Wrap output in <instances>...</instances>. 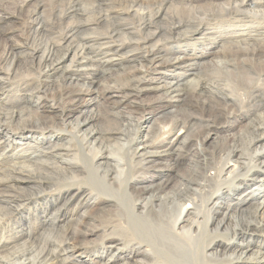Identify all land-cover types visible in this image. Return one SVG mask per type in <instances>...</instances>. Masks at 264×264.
<instances>
[{
	"label": "bare ground",
	"instance_id": "obj_1",
	"mask_svg": "<svg viewBox=\"0 0 264 264\" xmlns=\"http://www.w3.org/2000/svg\"><path fill=\"white\" fill-rule=\"evenodd\" d=\"M54 1L59 33L32 18L29 93L11 102L15 134L0 127V264H264V0ZM31 3L47 10L17 7ZM240 121L245 150L209 160L207 140ZM187 160L198 178L177 180ZM93 239L103 254L81 249Z\"/></svg>",
	"mask_w": 264,
	"mask_h": 264
},
{
	"label": "rangeland",
	"instance_id": "obj_2",
	"mask_svg": "<svg viewBox=\"0 0 264 264\" xmlns=\"http://www.w3.org/2000/svg\"><path fill=\"white\" fill-rule=\"evenodd\" d=\"M24 1L26 0H0V17L4 16V18L6 19L5 21H2V23L0 24V60L4 56V53L6 52V48L9 45H15L16 47V50L14 53V58H16V65L13 67V71L11 72L7 71V69L10 68V65H11L10 62H8L7 64L0 62L2 63L0 64V67H1V75L3 77L2 81L4 83L0 91V101H1L0 103V127L1 129L5 130L7 133L11 135L15 134L14 130L16 129V126H15L16 113L13 114V112H16L17 110H19L17 108H14L15 105L12 104L11 102H16L17 100H19V98L25 96L26 93H29L27 91V88L23 86L22 84L28 78L27 77L28 69H30V67L33 68L34 66V64L31 65V62L33 63V61L31 60L29 56V52L33 50V46L30 40L27 43V39H28L27 37L31 36L32 40L36 39V42L33 44L34 46H39L41 43L39 42L40 34H36L35 32L36 29L38 28V25L33 24L32 18L39 17L41 22L46 23L48 28L50 27L49 29L52 33H54V35H57L59 33L58 30H56L57 25L55 24V22H53L54 18L50 13L51 11H49V10H52L53 7H55L56 1L45 0L47 3L46 4L47 10L44 12H42L41 10H38L36 13H30V11L33 10L34 8L33 3H31L32 6L30 5V8L28 9L25 8L22 11H19L20 9H18L17 5ZM93 2L94 1L92 0H73V1L63 0L61 4L64 5L65 7L67 5V8L75 5L76 8L84 10L85 12H89L92 10L91 6H94V5H91ZM52 23L54 24L52 25ZM97 31H98L97 33H100V32H103L104 30L102 26H99V30ZM30 33L32 35H30ZM212 61H213V58L207 63L210 64ZM123 67L124 66L118 65L116 67H113V71L116 73H121L123 71ZM36 73H38V71ZM167 74L170 75L171 73H167ZM31 77L32 78L30 79L32 82L36 83L39 81L37 75H33ZM150 77L158 81L159 75L152 74ZM198 78L199 80L200 78L203 80H206V83L208 84V90L209 92H211L208 94V96L213 95L214 91L210 89V85H212V83L207 81L208 80L207 77L203 74L202 76H199ZM60 81L61 80L59 76L54 75L51 77V80H49V83L51 86L55 87V86L60 85L61 83ZM104 82H105V76H103L102 74H99L97 76V84L102 85ZM20 90H24V91H20ZM6 100H10V101H6ZM147 101H150V100H147ZM171 111L172 112L169 111L167 113L168 116H171L174 113L175 109ZM28 119H29V116L28 114H26V116H24L22 120H28ZM248 128H249V123H247L246 121H240L239 125L236 128H234L231 132L222 133L220 135H215L213 137H210L207 140L205 148L203 149V151L207 155V158L209 160L212 158H215L216 160L217 154L220 148L225 147V146H231V147L235 146L236 147L237 145L239 146L241 145L240 148L245 150V145L247 144L246 140L248 139L246 131ZM146 131H147V125L143 127V130L140 134V137L142 139H145ZM175 134H178V132H176ZM1 144L3 145L4 143H1ZM195 163H196L195 161H192V162H189V160L185 161L184 163L180 165L179 168H177V170L172 172V176L175 177L177 180L181 179L182 175L198 178L197 175L192 173V169H193V166L195 167ZM36 193L38 194V190L34 188L28 189L24 191V193L23 192L19 193L18 195L21 196L22 198L17 200V202H20L18 205L19 206L21 205L23 199L26 200L27 198H30V197L33 199L37 198L38 195H35ZM1 198L2 197L0 195V202L3 201V199ZM3 205L4 204H1V206ZM24 213H25V209H24V206H22L20 209L15 210L14 214L12 215H14V219L16 218L18 219L19 217L23 216ZM241 216L243 217L244 215H239L237 217V220H239ZM96 240L97 239H95V241L94 239L89 240L88 244L83 245L81 249L83 251H88L89 249L97 245L99 254L100 255L103 254L104 251L100 248V243H98L99 241H96ZM116 256H117V253H114V252L109 253L103 257L102 261L107 262L109 264L112 262V259ZM120 263L121 262H119V264Z\"/></svg>",
	"mask_w": 264,
	"mask_h": 264
}]
</instances>
